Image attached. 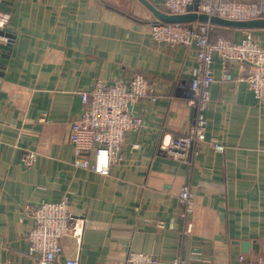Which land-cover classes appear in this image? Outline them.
Returning <instances> with one entry per match:
<instances>
[{
  "label": "crops",
  "instance_id": "0c3cea01",
  "mask_svg": "<svg viewBox=\"0 0 264 264\" xmlns=\"http://www.w3.org/2000/svg\"><path fill=\"white\" fill-rule=\"evenodd\" d=\"M9 1L8 11L0 9L16 35L0 64V264H38L28 207L65 195L85 228L81 242L62 238V259L128 264L130 251H142L172 264L199 248L203 259L193 264H240L241 254L264 264V99L236 78L239 68L232 64L234 79H223L215 53L207 136L225 149L204 143L190 173L159 147L194 120L188 94L199 49L153 40L152 6L164 11L165 0ZM221 26L227 38L244 37L246 28ZM251 30L264 46V27ZM136 71L147 75L157 99L130 102L143 124L128 130L123 159L108 175L76 167L70 131L84 107L81 92L98 78L128 81ZM187 180L196 208L183 236L178 195Z\"/></svg>",
  "mask_w": 264,
  "mask_h": 264
},
{
  "label": "built area",
  "instance_id": "2783aa9c",
  "mask_svg": "<svg viewBox=\"0 0 264 264\" xmlns=\"http://www.w3.org/2000/svg\"><path fill=\"white\" fill-rule=\"evenodd\" d=\"M194 0H165L164 6L170 13H186ZM199 12L210 16L245 20L264 17V0H200ZM9 14L0 12V29L7 25ZM214 24L210 21L190 23L159 21L152 25L151 34L156 42L177 44H196L198 60L190 80L188 101L194 107V120L189 128L171 138H163L159 144L173 159L184 162L191 173L201 147L208 143L218 151L225 145L217 138L207 136V109L211 102L210 87L215 81L213 69L214 55L218 53L223 60V79L232 80V64L240 72L237 79L246 80L258 99H264V46L255 39L253 31L244 29V37L234 40L224 36H213ZM246 72V73H244ZM84 104L81 112L74 118L70 137L75 145L76 167L87 168L97 173L110 174L114 162L123 159L122 148L130 129L139 128L143 117L133 114L129 104L135 99L156 100L154 87L147 75L136 71L128 81L108 83L98 78L94 87L81 92ZM26 160L32 164L35 154H27ZM179 218L184 236L192 230V215L195 212V194L189 180L184 182L178 195ZM28 211L35 219L34 227L28 232L31 253L38 264H80L79 257L62 259V238L74 236L81 242L85 217L70 210L68 196L59 201H44ZM203 259V252L192 250L190 260L176 256L172 264H193ZM128 264H156L159 258L152 253L130 251ZM240 264H262L261 260L239 256Z\"/></svg>",
  "mask_w": 264,
  "mask_h": 264
},
{
  "label": "water",
  "instance_id": "95a60500",
  "mask_svg": "<svg viewBox=\"0 0 264 264\" xmlns=\"http://www.w3.org/2000/svg\"><path fill=\"white\" fill-rule=\"evenodd\" d=\"M10 3L9 0H0V9L8 11L10 7L7 5ZM155 14L158 17V21H165V22H193V21H210L213 24H220L225 26H235V27H243V28H259L264 27V17L258 18H251L245 20H238V19H230L221 16H210L207 13L199 12V6L195 4V2L189 5V11L186 13H170L161 11L155 7H153ZM1 37L6 39V42H3ZM16 35L15 32L10 30L8 26L0 29V64H6L9 57V51L13 45L14 39ZM243 246H251L252 243L250 241H243ZM257 247V246H255ZM247 250V249H246Z\"/></svg>",
  "mask_w": 264,
  "mask_h": 264
},
{
  "label": "trees",
  "instance_id": "16d2710c",
  "mask_svg": "<svg viewBox=\"0 0 264 264\" xmlns=\"http://www.w3.org/2000/svg\"><path fill=\"white\" fill-rule=\"evenodd\" d=\"M163 9H164V11H168L169 12V10L165 7V6H163ZM182 23H190V22H182ZM223 26H221V25H217V26H215L214 28H213V36L214 37H218V36H224V37H226L225 36V31L223 30V28H222Z\"/></svg>",
  "mask_w": 264,
  "mask_h": 264
}]
</instances>
